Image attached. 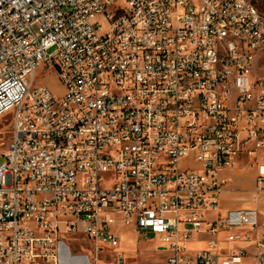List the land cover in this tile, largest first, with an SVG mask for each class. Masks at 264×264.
<instances>
[{
  "label": "built area",
  "instance_id": "built-area-1",
  "mask_svg": "<svg viewBox=\"0 0 264 264\" xmlns=\"http://www.w3.org/2000/svg\"><path fill=\"white\" fill-rule=\"evenodd\" d=\"M227 35L244 51L222 57ZM255 43L250 0H0V264H96L72 236L99 252L126 228L165 248L153 264H264L259 210L220 209L222 173L264 150ZM39 68L61 96L35 85Z\"/></svg>",
  "mask_w": 264,
  "mask_h": 264
},
{
  "label": "rangeland",
  "instance_id": "rangeland-1",
  "mask_svg": "<svg viewBox=\"0 0 264 264\" xmlns=\"http://www.w3.org/2000/svg\"><path fill=\"white\" fill-rule=\"evenodd\" d=\"M57 51V47H51L48 50L49 54H53ZM253 75L258 78L259 82L264 81V53L258 57V61L255 65ZM46 84L50 90L57 96H61L65 92L63 84L59 81L55 71L53 69L39 68L36 71L35 85ZM11 122L12 113H6L0 118V152L6 149L11 138ZM264 158V150H260L256 153L254 158L246 160L241 159L237 165L233 166V171L230 173L231 181L228 184L230 190L234 193L229 198L230 202L239 203L247 200L249 193L254 188V171L258 168V164ZM4 161L3 157H0V163ZM185 163L183 162L182 165ZM257 192V191H256ZM255 199L258 195L254 196ZM260 204L264 212V194H261ZM260 231H264V215L260 218ZM132 228H126L121 234L122 245L118 249H114L105 245H101V250L96 252L94 246L87 240L83 239L84 235L76 234L72 236L70 241L71 249L77 253H87L90 260L96 264H115L117 253L122 252L130 261L134 264H153L159 263L164 259L165 248L161 244H157L153 239V235L139 234ZM242 242H235L233 246L239 248L244 246ZM203 243H198L194 250L200 249ZM82 247V248H81ZM249 260H245L248 263Z\"/></svg>",
  "mask_w": 264,
  "mask_h": 264
},
{
  "label": "bare ground",
  "instance_id": "bare-ground-1",
  "mask_svg": "<svg viewBox=\"0 0 264 264\" xmlns=\"http://www.w3.org/2000/svg\"><path fill=\"white\" fill-rule=\"evenodd\" d=\"M250 1L252 5L256 6V14L258 15V19L260 21H264V0H250ZM231 46L234 52L244 51L243 39L240 38L239 35H227V38H222V46H220V53L222 54V57H229V53H231ZM261 50H262V43L253 44L252 59L248 61V68L250 70V73L252 74L255 65L258 61V57L262 54ZM214 67L224 68L225 58H218L214 60ZM258 87H264V81L260 83L258 80ZM263 254H264V247H263Z\"/></svg>",
  "mask_w": 264,
  "mask_h": 264
},
{
  "label": "crops",
  "instance_id": "crops-1",
  "mask_svg": "<svg viewBox=\"0 0 264 264\" xmlns=\"http://www.w3.org/2000/svg\"><path fill=\"white\" fill-rule=\"evenodd\" d=\"M241 159H246V160H249L246 156H243V157H241L237 162H236V164L235 165H237L239 162H240V160ZM261 163V162H260ZM259 163V164H260ZM258 164V165H259ZM233 167L231 168V169H229V170H227V171H224L223 173H222V175L223 176H225V177H228L229 178V182H228V184L230 183V181H231V176H230V173L233 171ZM257 170H258V168L254 171V188H255V190H252L250 193H249V195H248V198H247V200H244V201H242V202H239V203H233V202H230V200H229V198L232 196V194L234 193L232 190H230L229 189V187H228V184L226 185V188H225V190L221 193V195H220V209H221V211L222 212H224V211H227V210H231V209H242V208H257L258 210H259V212H260V218H262V216L264 215V212H263V210H262V205L260 204V198H261V194H264V191H261V192H259V193H257L256 192V189H257V186H256V176H257ZM256 195H258V198H256L255 199V197L254 196H256ZM132 232H134V231H132ZM198 243H203V246H204V242H201V241H193V242H191V243H189V248L191 249V250H194V249H192V248H194ZM121 245H122V241H121V244H120V247H121ZM202 246V247H203ZM124 254V253H123ZM164 259L163 260H161L160 262H163L165 259H166V257L168 256V253L165 251L164 252ZM125 256V255H124ZM125 258H126V260L129 262V263H135V262H132V261H130V258H127L126 256H125Z\"/></svg>",
  "mask_w": 264,
  "mask_h": 264
},
{
  "label": "water",
  "instance_id": "water-1",
  "mask_svg": "<svg viewBox=\"0 0 264 264\" xmlns=\"http://www.w3.org/2000/svg\"><path fill=\"white\" fill-rule=\"evenodd\" d=\"M65 254H68V251L67 250L65 251Z\"/></svg>",
  "mask_w": 264,
  "mask_h": 264
}]
</instances>
